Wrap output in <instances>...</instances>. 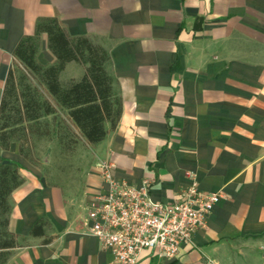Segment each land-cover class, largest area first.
Listing matches in <instances>:
<instances>
[{
  "label": "crops",
  "instance_id": "crops-1",
  "mask_svg": "<svg viewBox=\"0 0 264 264\" xmlns=\"http://www.w3.org/2000/svg\"><path fill=\"white\" fill-rule=\"evenodd\" d=\"M50 17L105 48L122 111L102 140L81 139L91 159L75 189L49 183L17 140L0 149L23 177L9 195L18 244L4 264H114L84 223L104 161L129 184L147 180L154 201L191 175L222 195L177 258L139 264H264V0H0V98L16 45ZM36 59L55 62L44 32ZM83 73L69 61L59 79Z\"/></svg>",
  "mask_w": 264,
  "mask_h": 264
},
{
  "label": "trees",
  "instance_id": "trees-1",
  "mask_svg": "<svg viewBox=\"0 0 264 264\" xmlns=\"http://www.w3.org/2000/svg\"><path fill=\"white\" fill-rule=\"evenodd\" d=\"M47 35V47L55 56V62L44 65L37 61L39 35ZM14 56L26 71L36 78L40 91L28 83L25 77L16 81L10 67L0 98V149H8L12 140L19 142V152L27 158L24 142L29 136L56 137L64 150L76 144L75 135L88 144L99 142L108 128L113 129L121 115L122 100L114 89V79L106 69L109 55L105 48L86 36L71 37L54 17L39 19L33 35L20 39ZM69 61L84 65L79 79L62 83L59 73ZM22 84V86H21ZM18 85L21 90L18 91ZM13 109V113H8ZM51 116L55 128L50 130L42 118ZM20 134L14 136V131ZM27 141V142H26ZM20 163L0 154V264H4L11 249L18 244L16 236L8 230L10 211L9 195L23 182L19 173ZM43 218H39L29 233H42Z\"/></svg>",
  "mask_w": 264,
  "mask_h": 264
},
{
  "label": "built area",
  "instance_id": "built-area-1",
  "mask_svg": "<svg viewBox=\"0 0 264 264\" xmlns=\"http://www.w3.org/2000/svg\"><path fill=\"white\" fill-rule=\"evenodd\" d=\"M100 187L86 203L84 223L102 249L113 255L114 264H139L151 257L172 260L182 243L198 228L222 196L197 187L194 175L168 201H154L149 183L139 186L115 177L110 162L99 164Z\"/></svg>",
  "mask_w": 264,
  "mask_h": 264
},
{
  "label": "rangeland",
  "instance_id": "rangeland-1",
  "mask_svg": "<svg viewBox=\"0 0 264 264\" xmlns=\"http://www.w3.org/2000/svg\"><path fill=\"white\" fill-rule=\"evenodd\" d=\"M12 71L16 81L22 79V84L28 83L32 87L37 88L42 94V89L35 77L26 71L25 67L19 62L12 63ZM21 84V86H22ZM18 91L21 90L20 85L17 86ZM8 113H13V109H9ZM48 125L49 129L55 128V122L51 116L42 118V122ZM14 136L20 134V130L14 131ZM76 144L72 149L64 150L58 144L56 137H36L29 136L28 142H24V151L27 152V160L40 168L49 183L62 184L75 189L82 180V174L86 164L91 159L90 151L82 143L79 136L75 135Z\"/></svg>",
  "mask_w": 264,
  "mask_h": 264
}]
</instances>
